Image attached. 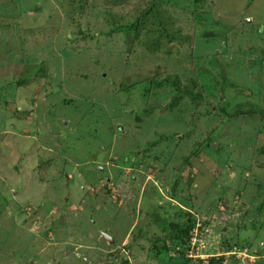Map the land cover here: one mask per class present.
<instances>
[{
  "label": "rangeland",
  "instance_id": "374dc122",
  "mask_svg": "<svg viewBox=\"0 0 264 264\" xmlns=\"http://www.w3.org/2000/svg\"><path fill=\"white\" fill-rule=\"evenodd\" d=\"M212 256L264 264V0H0V264Z\"/></svg>",
  "mask_w": 264,
  "mask_h": 264
},
{
  "label": "trees",
  "instance_id": "16d2710c",
  "mask_svg": "<svg viewBox=\"0 0 264 264\" xmlns=\"http://www.w3.org/2000/svg\"><path fill=\"white\" fill-rule=\"evenodd\" d=\"M152 9V8H151ZM26 81V80H25ZM24 83V80L21 79L19 80V84ZM218 107L220 110L224 111V107L222 106V103H218ZM258 108L252 107V108H243V106H239L234 110L235 112L230 113L228 116L229 117H234V116H239V115H251V114H256L258 112ZM197 154V152H193L186 158L187 162L189 161L190 157H193ZM194 219H190L188 224H179L177 222L175 223H167L166 226H169V231H171V235L169 236L172 239L173 243V250L177 254H182V256L186 254V251H188V248L190 247V239H191V231L194 227ZM160 240V239H159ZM165 240V239H164ZM167 249V248H165ZM222 259L220 258H215V256L210 257L207 260L208 264H221ZM191 259L186 258V260L182 264H190Z\"/></svg>",
  "mask_w": 264,
  "mask_h": 264
},
{
  "label": "water",
  "instance_id": "95a60500",
  "mask_svg": "<svg viewBox=\"0 0 264 264\" xmlns=\"http://www.w3.org/2000/svg\"><path fill=\"white\" fill-rule=\"evenodd\" d=\"M103 236H104L105 238H107L108 241H109L110 243H113V242H114L113 238H112L111 236H109L108 234L103 233Z\"/></svg>",
  "mask_w": 264,
  "mask_h": 264
},
{
  "label": "flooded vegetation",
  "instance_id": "af4514ba",
  "mask_svg": "<svg viewBox=\"0 0 264 264\" xmlns=\"http://www.w3.org/2000/svg\"><path fill=\"white\" fill-rule=\"evenodd\" d=\"M142 154V152L139 154V155H141ZM136 160V159H135Z\"/></svg>",
  "mask_w": 264,
  "mask_h": 264
}]
</instances>
